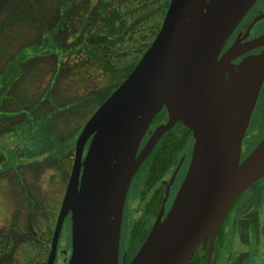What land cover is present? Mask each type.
<instances>
[{"label": "water", "instance_id": "water-1", "mask_svg": "<svg viewBox=\"0 0 264 264\" xmlns=\"http://www.w3.org/2000/svg\"><path fill=\"white\" fill-rule=\"evenodd\" d=\"M253 2H168L148 46L76 137L45 264L53 262L68 211L67 264H117L131 179L176 120L191 130L193 139L185 174L169 208L153 221L127 264H189L203 240L212 243L235 199L264 175V135L241 158L242 139L264 78V54L233 63L234 45L219 56ZM162 108L166 122L154 128L139 150L151 119Z\"/></svg>", "mask_w": 264, "mask_h": 264}, {"label": "rangeland", "instance_id": "rangeland-1", "mask_svg": "<svg viewBox=\"0 0 264 264\" xmlns=\"http://www.w3.org/2000/svg\"><path fill=\"white\" fill-rule=\"evenodd\" d=\"M169 1L0 0V80L6 64L15 60L20 50L26 57L15 75L7 82L0 81L2 239L17 243L24 238L37 255L48 251L76 137L120 82L111 81L101 65L110 61L120 67L130 55L141 54L142 38H153L151 30L159 28ZM110 8L124 14L126 28L122 34L132 39L108 44L114 37L98 18ZM247 128L246 150L264 133L259 125ZM8 150L16 154L17 161L3 167ZM183 159L184 152L173 171ZM142 176L132 178L126 193L122 241L130 236L135 218L149 221L139 199ZM253 184L225 215L224 230L231 236L226 264H264V250L259 244V239H264V227L258 225L260 214H264V175ZM247 191L249 203L244 204ZM248 210L255 217L253 221L246 216ZM70 234L71 227L63 222L57 255L70 243Z\"/></svg>", "mask_w": 264, "mask_h": 264}, {"label": "flooded vegetation", "instance_id": "flooded-vegetation-1", "mask_svg": "<svg viewBox=\"0 0 264 264\" xmlns=\"http://www.w3.org/2000/svg\"><path fill=\"white\" fill-rule=\"evenodd\" d=\"M166 7L163 9V14H164ZM263 36H264V0H254V2L246 10V12L239 19L237 24L234 26L230 34L225 39L223 45L220 48L219 56L223 55L227 50H229L234 45L236 46L237 55L231 59L233 63H237L241 61L242 59H244L245 57L250 56V55L264 54V39L259 40V38ZM154 116L151 119L149 126L141 139L139 150L142 148V146L144 145V143L146 142L147 138L150 136L154 128L158 126L159 124L166 122L167 111L165 110V116L161 118L158 116L157 117H154ZM177 121L179 120H176L175 122ZM175 122L173 123V125L175 124ZM248 123H249L248 127H250L253 124L256 127L260 123H264V78H263L261 87L259 89L258 95L256 97L253 109L251 111V115H250ZM263 135L264 133L259 137L256 143L262 138ZM245 141L248 142V136L246 132L242 139L241 158H243L256 144L254 143L253 146H251L248 150H246L244 146ZM190 151H191V148H190ZM189 156H190V152L189 153L186 152L184 154L183 162L179 166L178 170L173 171L172 169L173 167H172L170 171L163 178L160 179V181L157 184L158 186L156 185V187L151 188L150 191L147 194H145V197H142L141 188H140L139 199L142 202L143 210L147 214H149V221L144 218H140V217L135 218L134 221L136 219L143 220V222L146 224V227L149 230L151 224L157 218V216L160 213H162V215L165 214V212L170 206V203L172 202L174 198V195L183 178V175L185 174V171H186V168L189 162ZM136 172L133 175V177H138L140 176V174L143 175L142 181H141V186H142L145 170L140 171L138 174H136ZM157 188H159V192L156 194ZM248 193L249 192L247 191L245 194L246 199H245L244 204L249 203ZM125 199H126V196H125ZM124 210H125V200H124V205H123V210H122V220H121V225H120L117 264H127L142 242V241H138L132 235L134 221L130 229V236L128 238L126 236L122 241L121 232L123 228ZM250 214H251V211L249 210L246 211V216L248 215L249 218L252 217L251 220L253 221L255 217L251 216ZM260 215H261V218H259L260 222L258 219V225H260L261 229H263L264 214H260ZM63 222H68L69 227H71L70 226L71 225L70 224V211L67 212L66 216L63 219ZM223 222H224V219L211 244L208 239H205L194 250V252L196 253V257L198 259L201 258V262H202V259L204 258V261L202 263L197 262V264H226L224 260L226 259L227 244H228V241L230 240L229 237L231 236L225 232ZM225 240H226V243H225ZM26 242L27 240L24 238H21L16 243L13 240L2 239L0 237V245H2V247L0 248V264H21L22 262L25 263L29 260L32 261L31 264H45L47 257H48V251L50 247L45 254L42 253L40 255H37V253L33 252V248L30 247L29 244L27 245ZM259 242H260L259 243L260 247L263 251L264 250V239L263 238L259 239ZM66 249L64 250V252H62L59 255L55 253V257L53 259L52 264H67L69 257H70V253H71V234H70V243L66 245ZM209 249H210V252H209Z\"/></svg>", "mask_w": 264, "mask_h": 264}, {"label": "trees", "instance_id": "trees-1", "mask_svg": "<svg viewBox=\"0 0 264 264\" xmlns=\"http://www.w3.org/2000/svg\"><path fill=\"white\" fill-rule=\"evenodd\" d=\"M98 20L104 26L107 33L114 37L113 41L108 42L109 45L132 39L131 36L126 37L122 34L126 28V18L119 9H108L103 14L99 15ZM157 29L151 30L153 36ZM148 39L149 38L146 37L142 38L143 42L140 46L142 50L148 46L150 42ZM140 55L141 54L130 55L120 67L110 61H105L102 63L101 68L105 74L110 76L111 81H121L132 69ZM25 58V51L20 50L17 58L15 60H10L6 64L0 81L7 82L9 77L15 75L19 71V65ZM157 116L160 118L165 116V109L162 108L159 110L154 117ZM259 126L264 130V123H260ZM192 140L191 130L183 125L180 120L163 132L136 172V174H138L140 171L145 170L143 184L141 186L142 197H145V194H147L151 188L156 187L160 179L163 178L180 159L183 152L184 154L190 152ZM7 155L6 160L1 162V166L3 167L12 166L17 161V156L13 151L8 150ZM158 192L159 188L156 189V194ZM147 232L148 228L143 220L136 219L133 223V237L138 241H143ZM203 261L204 258L202 259V262ZM197 262H201V258L198 259L194 252V254L191 255L189 264H197Z\"/></svg>", "mask_w": 264, "mask_h": 264}]
</instances>
